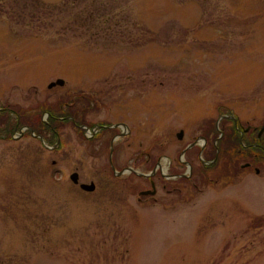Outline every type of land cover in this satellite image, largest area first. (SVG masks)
Here are the masks:
<instances>
[{
  "label": "rangeland",
  "instance_id": "rangeland-1",
  "mask_svg": "<svg viewBox=\"0 0 264 264\" xmlns=\"http://www.w3.org/2000/svg\"><path fill=\"white\" fill-rule=\"evenodd\" d=\"M0 111V264H264V0H0Z\"/></svg>",
  "mask_w": 264,
  "mask_h": 264
},
{
  "label": "trees",
  "instance_id": "trees-1",
  "mask_svg": "<svg viewBox=\"0 0 264 264\" xmlns=\"http://www.w3.org/2000/svg\"><path fill=\"white\" fill-rule=\"evenodd\" d=\"M86 102L87 105H89V102L91 103L92 101L91 99H87ZM65 112H66L65 119L68 120L66 117L72 115V113H70L69 104L67 105V107H65ZM78 112L79 111H76L75 112L76 116L74 118L72 117V120H68V121L70 122L74 121L76 123H79L81 119V115L82 113L84 115L85 111L83 109V112L81 111L79 113ZM0 113L6 114L7 112L0 111ZM56 113L55 112L49 113L48 122L56 121L58 119V116H60L62 112H59L58 114ZM18 118H20V116ZM48 122L46 124V129L55 133L53 130H55L56 128L53 129L51 123L49 122L50 123L49 124ZM81 122L83 123L82 120ZM221 122H223V125L222 123L221 125L223 126V130H224L222 134L220 133L221 136L218 135V132L216 131L214 124L212 122L210 125L211 127L207 130L209 135L212 134L214 136H212V139L210 138L209 140V143L211 144V150L208 152L206 158L209 159V161H213L216 157L217 158L214 164H209V165L201 164V170L203 171V173L206 174L207 172H209V170H214L217 166H219V163H221L223 160H224L223 163L227 165V168L229 165H231L232 166L231 169L233 170L236 164L238 163V161L244 160L248 163L251 162L252 164L256 162H261L264 159V147H260L259 146L260 144H258L259 140H257L254 135V132L256 131L255 128H249V127L243 128L240 122H238L237 125L233 121L228 120V118L222 119ZM82 123L80 124L82 125ZM224 123H227L226 126ZM16 126H18V124H15L14 128H12L11 130L16 129ZM7 131L9 132L10 129H7ZM204 138L206 140L208 139L205 136ZM229 172L230 170L228 168L225 173L228 174Z\"/></svg>",
  "mask_w": 264,
  "mask_h": 264
},
{
  "label": "water",
  "instance_id": "water-1",
  "mask_svg": "<svg viewBox=\"0 0 264 264\" xmlns=\"http://www.w3.org/2000/svg\"><path fill=\"white\" fill-rule=\"evenodd\" d=\"M63 85H64V80H62V79H57V80H55V82L50 83V84L48 85V88L50 89V88H52V87H54V86H63ZM223 117H227V118L229 117V118L233 119V120L236 122L235 118L230 117V116H221L219 119H221V118H223ZM263 129H264V126H263V128L260 130L259 134H261V132L263 131ZM259 134H258V135H259ZM182 136H183V131H180V132L177 134V138H178V139H181ZM46 147H47L48 149H50V150H52V149L54 148V146H49V145H46ZM185 150H186V149H185ZM185 150H183L182 153H184ZM210 163H213V162H209V163L205 162L206 165H207V164H210ZM246 166H247V165H246ZM154 172H155V171H154ZM257 172H258V171L256 170V173H257ZM115 174H116V173H115ZM121 174H122V172H119V173H118V175H121ZM141 175H142V174H141ZM150 175H151V174H147V175H144V176H145V177H148V176H150ZM69 179H70V181H71L73 184H75V185H78V184H79V176H78L77 173H72V174L69 176ZM79 188H80L82 191H84V192L90 193V192H93V191H94V189H95V185H94L93 182H91V183H89V184L80 183V184H79ZM154 193H155L154 190H152V191H144V192H141L142 195H154Z\"/></svg>",
  "mask_w": 264,
  "mask_h": 264
},
{
  "label": "flooded vegetation",
  "instance_id": "flooded-vegetation-1",
  "mask_svg": "<svg viewBox=\"0 0 264 264\" xmlns=\"http://www.w3.org/2000/svg\"><path fill=\"white\" fill-rule=\"evenodd\" d=\"M83 123H84V124H83ZM83 123H82L83 125H81L80 127L84 130L85 133H87V131H89V129H90L89 127H90V125L94 124V123H91V122H89V121H87V122L83 121ZM95 125H96V124H95ZM95 125H93V128H94V129H95V127H96ZM118 127H119V126H115V127L110 128V129H108V130L113 132V131H115V129H117ZM120 127H121V126H120ZM96 128H98V131L94 132L93 135H92V133H91L92 136L89 138L91 141L94 140V138L96 137V135L99 134V132L101 131L100 128H103V127L98 126V127H96ZM94 129L91 130V131L93 132ZM106 129H107V128H104V130H106ZM89 133H90V131H89ZM261 134H262V133H261ZM261 134L257 135V140L260 138ZM263 140H264V137H263ZM190 146H191V145H189V146H187V147H190ZM58 147H59V146H57L56 148H58ZM187 147H186V148H187ZM56 148H55V146H54L53 149H56ZM186 148H185V149H186ZM53 149H52V150H53ZM185 149H184V150H185ZM205 162L209 163L208 161H203V164H204V165H206ZM207 165H209V164H207ZM148 191H149V190H148Z\"/></svg>",
  "mask_w": 264,
  "mask_h": 264
},
{
  "label": "bare ground",
  "instance_id": "bare-ground-1",
  "mask_svg": "<svg viewBox=\"0 0 264 264\" xmlns=\"http://www.w3.org/2000/svg\"><path fill=\"white\" fill-rule=\"evenodd\" d=\"M161 168L163 169V171H166L167 166L166 165H162Z\"/></svg>",
  "mask_w": 264,
  "mask_h": 264
}]
</instances>
